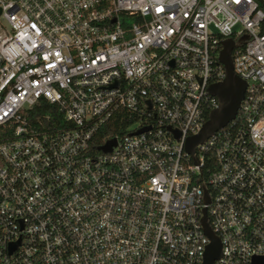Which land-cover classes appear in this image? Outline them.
I'll return each mask as SVG.
<instances>
[{"label":"built area","instance_id":"obj_1","mask_svg":"<svg viewBox=\"0 0 264 264\" xmlns=\"http://www.w3.org/2000/svg\"><path fill=\"white\" fill-rule=\"evenodd\" d=\"M226 39L245 91L195 162ZM203 217L214 264L264 259L257 0H0V264H202Z\"/></svg>","mask_w":264,"mask_h":264},{"label":"water","instance_id":"obj_2","mask_svg":"<svg viewBox=\"0 0 264 264\" xmlns=\"http://www.w3.org/2000/svg\"><path fill=\"white\" fill-rule=\"evenodd\" d=\"M242 38L241 40H244ZM222 49L219 52L218 62L224 69V79L216 84L208 87L207 92L218 101V106L212 110L207 121L203 124L199 133L187 139L186 151L192 156L196 162L194 149L198 144H202L213 133L223 128L228 122L235 119L239 104L243 98L246 84L239 79L233 72L231 52L239 47L232 40L226 39L222 41ZM178 138V136H177ZM115 145V140L108 141L104 146L98 149L103 152H109ZM205 199L208 198L205 196ZM202 226L205 235L209 239V244L203 256L202 264H214L220 257V242L219 239L212 233L206 217L202 219ZM253 264H264V259H253Z\"/></svg>","mask_w":264,"mask_h":264},{"label":"trees","instance_id":"obj_3","mask_svg":"<svg viewBox=\"0 0 264 264\" xmlns=\"http://www.w3.org/2000/svg\"><path fill=\"white\" fill-rule=\"evenodd\" d=\"M257 2L260 9L264 12V0H257ZM48 112H50L49 108L45 106L41 110H37L38 115H45L48 114ZM112 124L115 125H113V127L108 126L101 129L100 136L97 140H95V143H102L104 139H106L107 137H114V135L118 133L119 131L118 123L114 122Z\"/></svg>","mask_w":264,"mask_h":264}]
</instances>
